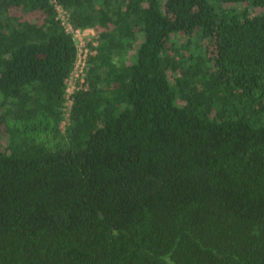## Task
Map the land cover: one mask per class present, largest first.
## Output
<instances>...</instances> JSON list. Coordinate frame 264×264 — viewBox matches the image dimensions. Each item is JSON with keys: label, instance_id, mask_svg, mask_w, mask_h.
<instances>
[{"label": "trees", "instance_id": "1", "mask_svg": "<svg viewBox=\"0 0 264 264\" xmlns=\"http://www.w3.org/2000/svg\"><path fill=\"white\" fill-rule=\"evenodd\" d=\"M56 1L63 126L74 41L0 0V264H264V0Z\"/></svg>", "mask_w": 264, "mask_h": 264}, {"label": "built area", "instance_id": "2", "mask_svg": "<svg viewBox=\"0 0 264 264\" xmlns=\"http://www.w3.org/2000/svg\"><path fill=\"white\" fill-rule=\"evenodd\" d=\"M55 9V18L68 33L75 45V58L72 70L65 79V103L63 106V114L65 119L62 121V126L66 123L69 108L72 103V94L79 89H86L85 73L88 57L95 53L98 35L91 27L79 28L74 27L69 19L67 10L56 0H50Z\"/></svg>", "mask_w": 264, "mask_h": 264}, {"label": "rangeland", "instance_id": "3", "mask_svg": "<svg viewBox=\"0 0 264 264\" xmlns=\"http://www.w3.org/2000/svg\"><path fill=\"white\" fill-rule=\"evenodd\" d=\"M177 38L180 39L179 36H178ZM181 40H182V39H181ZM2 143L4 144V143H5V140H3Z\"/></svg>", "mask_w": 264, "mask_h": 264}]
</instances>
